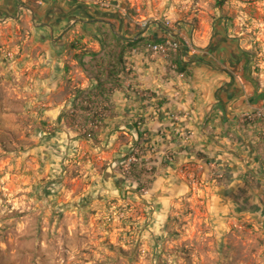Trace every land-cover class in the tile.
<instances>
[{
  "label": "crops",
  "instance_id": "crops-1",
  "mask_svg": "<svg viewBox=\"0 0 264 264\" xmlns=\"http://www.w3.org/2000/svg\"><path fill=\"white\" fill-rule=\"evenodd\" d=\"M145 3L0 0L17 229L126 238L153 262L189 248L192 264H264V0ZM166 39V56L148 48Z\"/></svg>",
  "mask_w": 264,
  "mask_h": 264
},
{
  "label": "rangeland",
  "instance_id": "rangeland-1",
  "mask_svg": "<svg viewBox=\"0 0 264 264\" xmlns=\"http://www.w3.org/2000/svg\"><path fill=\"white\" fill-rule=\"evenodd\" d=\"M123 13L135 16L145 14V0H109ZM121 2L124 4L121 6ZM135 5L131 7V3ZM140 10H136V6ZM16 135L1 133L0 130V160L6 158L7 152L1 148L16 142ZM5 183L0 181V264H178L176 261L166 259L153 262L148 256L143 258L131 257V248L118 241L111 243L109 239L103 240L101 245H93L89 238L71 239L64 232H57L53 236L49 231H19L16 219V200L6 193ZM118 218H109V221ZM120 219V218H119ZM79 236V235H78ZM189 249V248H188ZM186 250L185 255L189 260L185 264H192V250ZM143 252V251H142ZM178 249L174 246L169 250L170 254H176ZM175 259V258H173ZM180 264V263H179ZM182 264V263H181Z\"/></svg>",
  "mask_w": 264,
  "mask_h": 264
},
{
  "label": "built area",
  "instance_id": "built-area-1",
  "mask_svg": "<svg viewBox=\"0 0 264 264\" xmlns=\"http://www.w3.org/2000/svg\"><path fill=\"white\" fill-rule=\"evenodd\" d=\"M77 1L90 3L95 6H99L100 8H103V9L114 6V4L110 2L109 0H77ZM178 46H179L178 42L175 40H171V39H166L162 42H154V43L148 44V48L151 50V52L160 54L162 56H166L170 50H175L178 48ZM256 114L260 116L261 114L260 110H258ZM248 116H250V114H248ZM136 160H137V156L135 152H132L130 155L126 156L125 159L121 162V166H120L121 171L123 173H127L130 170L132 163H134ZM145 192L146 191H144V193ZM112 217L119 219L123 217V214L121 212H115L109 218H112Z\"/></svg>",
  "mask_w": 264,
  "mask_h": 264
}]
</instances>
